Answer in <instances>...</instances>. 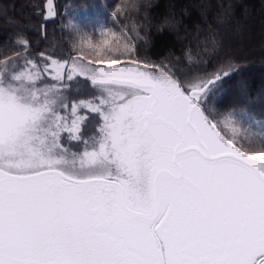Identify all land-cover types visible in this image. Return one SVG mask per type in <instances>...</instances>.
<instances>
[{
  "label": "snow or ice",
  "instance_id": "1",
  "mask_svg": "<svg viewBox=\"0 0 264 264\" xmlns=\"http://www.w3.org/2000/svg\"><path fill=\"white\" fill-rule=\"evenodd\" d=\"M111 35L0 59V264H264V85Z\"/></svg>",
  "mask_w": 264,
  "mask_h": 264
},
{
  "label": "trees",
  "instance_id": "2",
  "mask_svg": "<svg viewBox=\"0 0 264 264\" xmlns=\"http://www.w3.org/2000/svg\"><path fill=\"white\" fill-rule=\"evenodd\" d=\"M45 1L0 0V59L22 51L15 43L21 37L29 40L33 57L41 51L58 58L82 52L94 59L95 49L88 43L102 47L103 39L114 40L111 33L116 32L133 38L141 54L145 44L139 38L149 41L146 54L154 60L170 57L174 64L178 60L176 67L189 76L235 56L249 69L236 79L243 77L257 89L264 85V0H54L57 16L45 22L43 37ZM126 3L136 7L126 8ZM166 20L174 26L159 31ZM237 28L242 41L236 39ZM81 86L88 89L84 81ZM234 105L238 97L232 96L228 107ZM255 110L264 112V102H257Z\"/></svg>",
  "mask_w": 264,
  "mask_h": 264
},
{
  "label": "water",
  "instance_id": "3",
  "mask_svg": "<svg viewBox=\"0 0 264 264\" xmlns=\"http://www.w3.org/2000/svg\"><path fill=\"white\" fill-rule=\"evenodd\" d=\"M46 7H47V0L45 1V3H44V10H45V12H44V16H45V13H46ZM53 7H54V9H55V11H56V7H55V2H54V0H53ZM56 16H57V14H56ZM56 16H54V17H51V18H48L47 20H45L44 19V17H43V24H42V34H43V37L45 36V22H48V21H52V20H54L55 18H56Z\"/></svg>",
  "mask_w": 264,
  "mask_h": 264
}]
</instances>
